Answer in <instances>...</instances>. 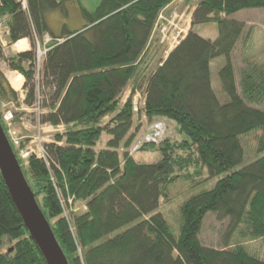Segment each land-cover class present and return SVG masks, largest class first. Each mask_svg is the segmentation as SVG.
Masks as SVG:
<instances>
[{"label": "trees", "instance_id": "trees-1", "mask_svg": "<svg viewBox=\"0 0 264 264\" xmlns=\"http://www.w3.org/2000/svg\"><path fill=\"white\" fill-rule=\"evenodd\" d=\"M65 1L27 0L24 8L19 0H4L0 16L20 52L6 55L0 45V60L25 77V98L17 91L23 76L9 82L0 68V104L38 106L42 123L65 125L45 144L48 164L31 156L32 173L25 177L68 263L264 264L247 246L264 239V110L255 105L264 97V67L245 68L239 92L232 54L245 24L228 17L264 8V0H199L188 34L148 76L142 65L162 13L175 0H102L94 12L81 7L82 29L54 36L47 14L64 10ZM208 23L218 26L214 40L194 30ZM45 34L53 40L39 62L36 36ZM219 56L226 57L219 70L224 98L212 82L211 63ZM133 81L146 85L139 109L135 86L121 102ZM141 114L151 122L166 119L184 135L144 143L141 149L161 154L154 163L139 162L128 150ZM0 123L8 137L1 113ZM256 130V155L247 162L241 136ZM205 170L208 179H220L182 202L177 235L157 210L169 200L170 185L199 183ZM79 202L86 203L84 211L77 210ZM210 213L228 220L222 248L200 240ZM8 243L13 250L3 251ZM0 264H48L1 172Z\"/></svg>", "mask_w": 264, "mask_h": 264}, {"label": "rangeland", "instance_id": "rangeland-1", "mask_svg": "<svg viewBox=\"0 0 264 264\" xmlns=\"http://www.w3.org/2000/svg\"><path fill=\"white\" fill-rule=\"evenodd\" d=\"M101 1L102 0H66L64 2V10L60 8L50 10L47 14V20L51 34L54 36H60L63 34V32L82 29L86 25V20L82 14L81 7H85L88 11L94 12L100 5ZM198 1L199 0H175L172 5H170L164 11V13H162L154 32V39L150 47V54L147 57L146 62L142 65L145 75L148 76V74L152 72L160 62L166 59L170 51H172L188 34L192 25V12ZM228 17L243 21L245 24L244 36L239 41L232 54L238 90L239 92H242L243 87L241 82L245 68L248 69L249 67L253 66L264 67V8L242 9L229 15ZM1 30V35L3 36L4 31L6 32V26L3 25ZM194 30L201 36L213 40L216 39L219 34L216 23L198 24L194 27ZM50 36L51 35L49 34H45L43 39L38 37L41 49L45 53L48 50L49 44L53 40V37ZM4 41L6 42V46L4 48L6 53L10 54L11 52L19 51L16 46L17 42L12 43L8 33H5ZM28 44V49H30L32 47L30 40H28ZM43 57L44 54L42 55L41 60ZM225 63V56L216 57L211 63L213 87L217 90L221 98H224V96L221 90L219 70L225 65ZM0 68L5 73L9 82L17 83V79H14V76L11 75L12 70H10L8 65L6 66L2 60H0ZM139 81L141 83L142 79H139ZM134 86L136 90L133 97L134 106L135 108L139 109L145 104L146 85L144 86V84L137 86V84H134L133 81L122 94L121 102L124 103L127 98L130 97L134 90ZM17 91L21 101H23L25 98V91L23 90V92H19V89ZM255 105L264 110V97L258 104ZM16 109L18 110V114L20 116H24L25 122H21V120L18 119V121L13 123V129L9 123V119L11 120L10 115H14L13 110ZM36 111V107L31 108L24 104H22L21 108L16 107L15 104H0V113L2 115V120L5 125L8 138L11 140L13 137L14 140H19V137L22 139L28 137L29 140H27L25 145V149L27 148L26 150L28 151L33 149L41 150L46 140L52 141L55 139V134L57 131H59L58 128L63 127V129H65V125L57 127L51 123H48L47 125L38 124L40 119L36 122L34 114ZM175 126L166 119L156 118L153 122H151L142 114L137 116L132 127V132L135 133L136 137L128 150L134 154L135 158L139 162L154 163L159 161L161 154L158 151L141 149V146L147 142H160L162 137L173 139L175 137H183L184 135L180 134ZM8 129H10L9 132ZM260 133V130H256L250 132L247 135L241 136L242 143L244 141L243 145L245 148V160L247 162L256 155L257 137ZM153 137H158V139H151ZM16 148L18 149L19 156L22 159L20 163L25 174L30 175L32 173L30 168V159L32 154L25 158L20 154L22 147L17 146ZM207 177H209V175L207 170H205L203 177L197 179L198 181H201L199 183L178 180L169 186V200L162 201L157 211L164 214L175 234L179 235L180 233V223L182 221L180 205L182 202L191 195H194L204 189L213 188L218 179H220V176L209 179ZM85 209V202H79L77 204L78 211H84ZM66 215L67 214L65 213V216ZM228 225V220L220 221L218 220L216 214H208L202 226L199 236L200 240L206 246L222 248L224 246L225 236L227 235ZM124 229L125 228L115 233H118ZM231 242H233V240ZM13 245L14 243H8L3 248V251L8 249L9 251L13 250ZM247 246L250 251L256 252L255 254L258 257H264V239L249 242Z\"/></svg>", "mask_w": 264, "mask_h": 264}, {"label": "water", "instance_id": "water-1", "mask_svg": "<svg viewBox=\"0 0 264 264\" xmlns=\"http://www.w3.org/2000/svg\"><path fill=\"white\" fill-rule=\"evenodd\" d=\"M0 172L31 236L38 243L48 264H69L65 253L38 205L22 165L0 123ZM12 251V250H11Z\"/></svg>", "mask_w": 264, "mask_h": 264}, {"label": "built area", "instance_id": "built-area-1", "mask_svg": "<svg viewBox=\"0 0 264 264\" xmlns=\"http://www.w3.org/2000/svg\"><path fill=\"white\" fill-rule=\"evenodd\" d=\"M21 3H22V5H23V7L24 8H26L27 7V0H19ZM3 4H4V0H0V7L1 6H3ZM7 22H6V20L5 19H3L1 16H0V45L3 47V48H5V46H6V42L4 41V39H5V33H8L9 35H10V29H9V26L6 24ZM3 25H5L6 26V32L4 31V34H3V36L1 35L2 34V30H1V28L3 27ZM47 35V34H46ZM51 37V36H50ZM4 38V39H3ZM36 42H37V50H38V60H39V62H41V57H42V55L43 54H45V52L41 49V46H40V42H39V38L36 36ZM18 43V42H17ZM5 53H6V51H5ZM6 55H8V53H6ZM4 62V64L7 66V63L5 62V61H3ZM35 108V107H34ZM36 109H37V120H36V122L40 119V117H39V114L40 113H42V111H41V109H40V107H36ZM39 110H40V113H39ZM11 116V120L9 119V123L11 124V126H12V128L14 129V125H13V123H15V116L13 115V114H11L10 115ZM20 119H21V122H25V118H24V116H22V117H20ZM38 124H40V125H47L48 123H42L41 122V120L39 121V123ZM60 126H64L63 124L62 125H59V126H57V127H60ZM59 129V131H63L64 129H63V127L62 128H58ZM10 131V129H8V132ZM158 138V137H157ZM157 138H155V137H153V138H151V139H153V140H157ZM150 139V138H149ZM25 140H29L28 139V137H26V138H21V137H19V140H14V138L12 137L11 138V142H12V144L15 146V147H17V146H21L22 147V150H21V155L23 156V157H25V158H27L29 155H31V156H35V157H37L38 159H42L44 162H46V164H48V151H47V149H46V147H45V144L46 143H49V142H52V141H48V140H46L45 142H44V144H43V147H42V151L39 149H33V150H31V151H28V150H26L25 149V145H26V143H27V141H26V143H24V141ZM26 150V151H25ZM21 158V157H20Z\"/></svg>", "mask_w": 264, "mask_h": 264}, {"label": "crops", "instance_id": "crops-1", "mask_svg": "<svg viewBox=\"0 0 264 264\" xmlns=\"http://www.w3.org/2000/svg\"><path fill=\"white\" fill-rule=\"evenodd\" d=\"M17 72V73H16ZM18 71H12V73H11V75L12 76H14V79H17L18 77H20L19 76V74H21V73H19ZM22 75V74H21ZM23 76V75H22ZM23 78H24V81H23V86H24V83H25V77L23 76ZM23 86H22V89L19 91V92H23V90H24V88H23ZM15 89V88H14ZM172 125H174L172 122H170ZM54 141V140H53ZM52 141V142H53ZM60 144H62V143H60Z\"/></svg>", "mask_w": 264, "mask_h": 264}, {"label": "bare ground", "instance_id": "bare-ground-1", "mask_svg": "<svg viewBox=\"0 0 264 264\" xmlns=\"http://www.w3.org/2000/svg\"><path fill=\"white\" fill-rule=\"evenodd\" d=\"M17 73V72H16ZM19 74V73H18ZM22 86H23V84H22ZM22 86H21V88H18L19 90H21L22 89Z\"/></svg>", "mask_w": 264, "mask_h": 264}]
</instances>
